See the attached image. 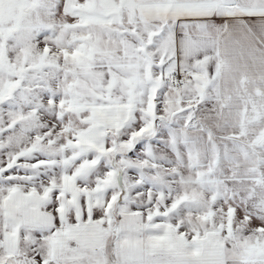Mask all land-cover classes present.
Instances as JSON below:
<instances>
[{
    "label": "snow or ice",
    "instance_id": "obj_1",
    "mask_svg": "<svg viewBox=\"0 0 264 264\" xmlns=\"http://www.w3.org/2000/svg\"><path fill=\"white\" fill-rule=\"evenodd\" d=\"M0 264H264V0H0Z\"/></svg>",
    "mask_w": 264,
    "mask_h": 264
}]
</instances>
